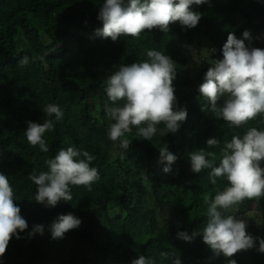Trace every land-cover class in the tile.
<instances>
[{
	"label": "trees",
	"instance_id": "1",
	"mask_svg": "<svg viewBox=\"0 0 264 264\" xmlns=\"http://www.w3.org/2000/svg\"><path fill=\"white\" fill-rule=\"evenodd\" d=\"M103 2L0 0V173L8 177L14 202L28 223L20 239L12 237L0 264H132L140 255L156 264H170L160 258V252L178 253L181 264H228L229 259L237 264H264L258 240L256 247L230 258L216 257L203 242L207 207L228 182L217 178L213 185L210 169L194 173L189 159L191 152L201 148L219 157L234 135L242 136L251 127L264 130V114L232 127L215 117L199 95L205 73L214 60L223 58L222 47L230 32L242 38L245 30L264 31V0H209L191 6L201 14L195 28L177 22L170 24L168 33L145 30L139 38L127 36L115 42L95 34L103 26L97 19ZM195 46L202 59L190 67ZM250 46L264 49V40L256 38ZM147 50L161 51L175 62L177 106L186 108L188 116L177 133L161 136L158 131L152 141L137 137L133 128L126 134L132 141L130 148L123 150L108 138L114 121L104 110L110 103L106 79L122 64L147 60ZM23 56L29 57V63L19 66ZM94 92H100L95 108L90 102ZM50 103L64 115L59 121L51 118L54 129L44 134L49 147L44 153L38 145L31 146L24 133L29 120L44 123L43 108ZM209 138H217L220 144L208 149ZM164 143L178 157L167 173L165 165L158 163V146ZM68 146L93 155L90 166L98 169L100 178L91 192L71 186L72 201L45 207L35 200L37 186L29 175L47 171L45 161ZM233 212L237 218L250 216L247 233L264 238V196L244 200ZM68 213L82 220L80 227L53 240L49 226ZM170 221L172 236L166 227ZM35 225H44V234L29 237ZM185 231L201 235L190 242L179 239L178 232Z\"/></svg>",
	"mask_w": 264,
	"mask_h": 264
},
{
	"label": "clouds",
	"instance_id": "2",
	"mask_svg": "<svg viewBox=\"0 0 264 264\" xmlns=\"http://www.w3.org/2000/svg\"><path fill=\"white\" fill-rule=\"evenodd\" d=\"M209 0H104L99 8L97 19L102 28L95 30L97 36L117 41L121 37L139 38L145 30L159 29L170 31V24L179 22L186 29L195 28L201 14L192 10V5H203ZM248 41V44L245 43ZM253 37L245 30L242 38L230 32L222 47V59H216L199 85V95L210 104V110L218 119L239 128L264 114V49L251 47ZM215 52V49L212 50ZM147 60L120 65L119 69L106 79L105 92L110 103L104 105L110 124L108 138L118 142L123 150L130 148L131 142L126 134L136 129L135 135L152 141L159 131L161 136L177 133L181 123L187 119L186 108L177 106L175 62L158 50H147ZM33 60L36 57L32 58ZM29 63L23 56L19 66ZM123 102V103H121ZM202 110L205 108L202 107ZM47 117L43 124L29 120L25 130L28 143L39 146L41 152L49 151L44 134L54 129L51 119H63V111L56 104L43 108ZM163 124V129L158 125ZM207 148L220 144L217 138H209ZM159 148L158 163L165 165V173L178 157L166 143ZM124 153H121L123 158ZM95 159L86 150L75 146L61 148L54 158L47 159V171L29 175L37 186L35 200L45 207L54 208L60 201L73 200L71 186H84L91 192L92 184L99 180V172L92 167ZM191 170L200 173L210 169V182L215 185L217 178H226L228 186L218 191L206 211V227L202 230L203 242L216 257H232L241 250L256 247L264 253V238L253 237L246 231L247 221L237 218L233 210L244 200L259 199L264 196V130L248 128L242 135H234L226 141L219 157L215 151L204 148L189 154ZM218 161V163H217ZM207 201V197H205ZM14 191L8 177L0 173V257L7 251L13 236L20 239L19 233L28 228L21 215V209L14 202ZM82 220L72 213L60 214L49 226L51 238H64L66 232L80 227ZM44 225H35L29 237L37 233L43 235ZM201 232H178L179 239L192 241ZM160 258L170 264H181L178 253L160 252ZM132 264H156L155 260L140 255ZM228 264H237L229 259Z\"/></svg>",
	"mask_w": 264,
	"mask_h": 264
},
{
	"label": "rangeland",
	"instance_id": "3",
	"mask_svg": "<svg viewBox=\"0 0 264 264\" xmlns=\"http://www.w3.org/2000/svg\"><path fill=\"white\" fill-rule=\"evenodd\" d=\"M250 31V30H249ZM251 32V35L253 37V41L252 43L254 42V40L257 38L258 40H261L263 41L264 40V31H260L258 33L256 32H253V31H250ZM198 40V39H197ZM202 40V39H201ZM203 44V43H201ZM195 50L194 52L192 53V57H191V60H190V64L189 66L190 67H193L194 65H197V64H200V60L202 59L201 57V52H199L197 49V46L194 47ZM90 102H91V106L93 108H95V106H97V104L100 102V92H94V93H91L90 94ZM252 215H256V212L253 211L251 213ZM260 214H258L259 216ZM246 215L244 216H241V218L245 219L247 221V223L251 220V217H245ZM258 222V221H257ZM255 223V222H254ZM167 230L168 232L170 233V235L172 236V233L174 232V228H173V224L172 222L170 221L168 224H167Z\"/></svg>",
	"mask_w": 264,
	"mask_h": 264
}]
</instances>
